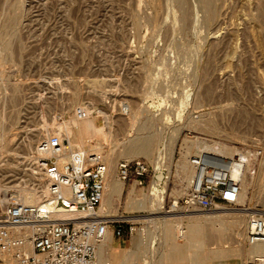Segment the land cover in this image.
<instances>
[{"label":"rangeland","instance_id":"obj_1","mask_svg":"<svg viewBox=\"0 0 264 264\" xmlns=\"http://www.w3.org/2000/svg\"><path fill=\"white\" fill-rule=\"evenodd\" d=\"M57 134L68 150L102 153L122 186L108 214L138 229L131 239H111L102 260L232 264L242 253L243 264L248 217L240 214L264 212L261 175H245L254 186L237 207L193 212L239 215L201 220L202 236L188 246L176 223L167 236L159 223L141 219L163 217L149 213L151 181L122 185L115 167L142 160L161 168L162 212L175 202L181 212L193 174L187 160L200 145L229 159L264 138V0H0L1 195L21 203L20 193L31 191L36 144ZM140 143L150 145L147 152L133 154ZM130 191L144 209L125 211ZM139 233L149 244L136 245Z\"/></svg>","mask_w":264,"mask_h":264},{"label":"built area","instance_id":"obj_2","mask_svg":"<svg viewBox=\"0 0 264 264\" xmlns=\"http://www.w3.org/2000/svg\"><path fill=\"white\" fill-rule=\"evenodd\" d=\"M75 116L82 118L84 112L77 110ZM215 154L196 151L188 158L193 174L180 201L181 212L208 214L218 206L235 208L245 175H261L264 182V138L254 139L242 149V158ZM31 155V191L43 189L46 196L25 205L0 194V264H112L100 258V244L108 234L111 239H131L138 229L123 218L99 215L108 172L102 153L72 152L64 159L62 138L52 135L40 140ZM155 174L142 160L121 161L115 167L117 180L135 187L154 181ZM184 236V226H178L177 238ZM143 242L149 244L144 238ZM244 244L262 252L249 256L243 264H264L263 211L248 217Z\"/></svg>","mask_w":264,"mask_h":264},{"label":"bare ground","instance_id":"obj_3","mask_svg":"<svg viewBox=\"0 0 264 264\" xmlns=\"http://www.w3.org/2000/svg\"><path fill=\"white\" fill-rule=\"evenodd\" d=\"M155 1V0H154ZM100 128L102 129V127L100 126ZM99 127H98V130L100 129ZM100 129V130H101ZM66 135H67V137H68V147H70L71 146V143H70V141H71V138H70V135H71V133H70V131H69V128H67L66 127ZM75 133V132H74ZM58 135V134H57ZM72 136V135H71ZM75 137V138H74ZM78 139V135H76V134H74V136L72 137V139ZM70 139V140H69ZM74 139H73V141H74ZM62 141L64 142L65 140H63L62 139ZM154 141V140H153ZM63 142H62V144H63ZM148 142V141H147ZM151 142V141H150ZM139 144V143H138ZM147 144V143H146ZM146 144L144 143L143 145H141V143H140V146L135 150V151H133V154H136V153H146L147 152V148H146ZM148 145V144H147ZM63 146H64V144H63ZM135 146V145H134ZM148 146H150V145H148ZM72 147V146H71ZM206 147L207 146H203V144L202 145H200L199 146V148H198V152L199 151H205L206 150ZM78 148V150L79 151H76V150H68L67 149V147L66 146H64V149H65V158L64 159H69L70 158V154L73 152H85L86 150H85V148L83 147V146H78L77 147ZM205 149V150H204ZM93 153H95V152H93ZM225 154V153H224ZM241 154L240 153H237V154H234L233 156H231V158L232 157H240V158H242L241 156H240ZM105 159V158H104ZM105 162H106V165H107V190H108V193L107 194H105V196H104V198H103V200H102V202H101V204H100V207H99V215H100V217H102V218H110V216H109V211L107 210L108 209V207H109V205H110V203L112 202V200H113V198L115 197L116 199H120V197H121V195H120V193H121V191H122V186L121 185H118V184H116V183H114L112 180H111V168H109L110 167V165L107 163V161H106V159H105ZM109 166V167H108ZM183 167V166H182ZM157 168V169H156ZM155 168V172L156 173H161L162 172V169L161 168H159V167H156ZM184 169V168H183ZM181 170V169H180ZM179 170V171H180ZM182 171V170H181ZM184 171V170H183ZM186 171V170H185ZM185 173V172H184ZM183 173V175H185ZM167 174V173H166ZM168 175V174H167ZM188 176V175H187ZM237 176H238V174H237V171H235L234 172V174H233V177H235V179H237ZM11 177H14V176H11ZM182 177V176H181ZM250 177V176H249ZM180 178V177H179ZM245 178V179H244ZM112 179H113V177H112ZM177 179V178H176ZM184 179V178H183ZM166 180H167V176H166V179L164 180V182H161V179L159 178V179H156V181H151L150 183V187H149V192L151 193L150 195L151 196H153L152 198H149V200H147V203L149 204V208H148V210H149V213H150V215L151 216H153V215H163V217H157V218H155V217H149V218H141V219H143V220H145L146 222H148V223H152V222H157V223H159L164 229H162V231L168 236V235H170V231H169V229H168V226H170V223H172L173 224V222L174 223H176V225H174L173 227H174V229H175V232L177 233V227L178 226H183L181 223H182V221L183 220H185V221H187L188 222V225H185L184 227H186V234H185V236H184V239L186 238V244H188V246L190 245V244H195V243H191V242H193L194 241V239L195 238H197V237H199V236H202V233H203V231H202V226L200 225V221L201 220H208V219H214V220H218V219H223V218H225V217H228V216H238L239 214H228V212H224V213H221V214H215V215H212V216H202V217H200V216H196L195 214H193V213H183V212H180V211H178V208H177V203L175 202V203H173V205L171 206V210L170 211H167V212H162V204H163V198H160V190H161V187L166 183ZM245 180V181H244ZM186 181V180H185ZM247 180H246V177H243V179H241L240 180V182H241V193H240V197H239V200H238V204H241L242 203V201H243V194L245 193L244 191H245V189H247V188H249V187H253L254 186V183L253 182H251V183H247L246 182ZM183 182V181H182ZM121 183V182H120ZM122 185H124L123 183H121ZM11 188V187H10ZM10 188H4V191L5 192H9L8 190H10ZM42 190V191H41ZM41 190H38V192L37 191H30V192H21L20 193V197H21V204H25V205H32V204H36V203H38L41 199H42V197H44V196H46V192H45V190H43V189H41ZM20 191V190H19ZM27 191V190H26ZM17 196V195H16ZM120 196V197H119ZM119 197V198H118ZM129 198H131V199H128V200H130L131 202L129 203V205L127 204L126 205V207H125V211H126V209H132V207L133 208H140V209H144L145 207V205L143 204V202H142V200H138V199H136L135 197H134V195L132 194V191H130L129 192ZM119 202V201H118ZM218 209V208H217ZM216 209V210H217ZM219 210V209H218ZM236 211H242V210H237L236 209ZM128 212H130V211H128ZM255 213H256V211H255ZM166 214H170V216H168V215H166ZM172 214V215H171ZM240 215H242V216H244V217H250L251 215H253V214H251V213H244V214H240ZM121 217H119V219H120ZM215 222V221H214ZM223 222V221H222ZM204 234H205V232H204ZM203 234V235H204ZM215 234L217 235L218 234V232L216 233H214L213 235H214V237H215ZM220 234V233H219ZM221 234H223L222 232H221ZM208 235H205L204 237H207ZM220 236H222V235H219V237ZM210 237V236H209ZM209 238L207 237V240H208ZM137 242H136V245L137 246H144V245H146V244H144V242H143V238H142V236H141V234L139 233L138 235H137ZM175 240V239H174ZM177 240V239H176ZM179 241V240H178ZM177 241V242H178ZM183 241V240H182ZM110 242H111V236H110V234H108L107 236H106V239L104 240V242H102V244H100V246L98 247V254H99V256H100V258H101V252L102 251H104V250H107V249H109L110 248ZM154 243V242H153ZM181 243V242H180ZM200 243V242H199ZM198 243V244H199ZM152 244V242L150 243V245ZM197 244V245H198ZM201 245V244H200ZM187 246V247H188ZM195 246V245H194ZM201 248V247H200ZM177 249V248H176ZM177 251V250H176ZM262 252V249H259V248H256V249H251V250H249V253H248V255L249 256H251V255H253V254H259V253H261ZM180 253V251L178 250L177 251V254H179ZM213 254H216V258H218L219 259V257H222L223 255V252L221 253V252H213ZM234 255H236V258H233L234 259V261L232 262V264H240V258H242L243 256V254L242 253H240V255H239V253H236V254H234ZM225 256V255H224ZM242 256V257H241ZM248 256V257H249ZM182 257V256H181ZM146 259H147V257H145ZM213 258H215V256L213 255ZM215 258V259H216ZM232 259V260H233ZM128 263V262H127ZM126 263V264H127Z\"/></svg>","mask_w":264,"mask_h":264},{"label":"water","instance_id":"obj_4","mask_svg":"<svg viewBox=\"0 0 264 264\" xmlns=\"http://www.w3.org/2000/svg\"><path fill=\"white\" fill-rule=\"evenodd\" d=\"M159 178H160L161 180L163 179V175H162L161 173L158 174V175L156 176V179H159Z\"/></svg>","mask_w":264,"mask_h":264}]
</instances>
